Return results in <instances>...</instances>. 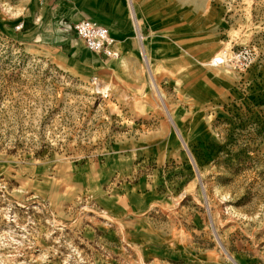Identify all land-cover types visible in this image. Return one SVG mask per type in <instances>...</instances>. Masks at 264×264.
Returning <instances> with one entry per match:
<instances>
[{
  "label": "rangeland",
  "instance_id": "1",
  "mask_svg": "<svg viewBox=\"0 0 264 264\" xmlns=\"http://www.w3.org/2000/svg\"><path fill=\"white\" fill-rule=\"evenodd\" d=\"M51 13L0 0V264H264V0Z\"/></svg>",
  "mask_w": 264,
  "mask_h": 264
},
{
  "label": "crops",
  "instance_id": "2",
  "mask_svg": "<svg viewBox=\"0 0 264 264\" xmlns=\"http://www.w3.org/2000/svg\"><path fill=\"white\" fill-rule=\"evenodd\" d=\"M129 1L130 0H47V5L52 9L49 20L51 23H61L64 21L74 23L80 19L89 18L111 28L118 34H122L123 36H121L120 39L127 38L128 36L125 35L126 30L120 31L118 25L122 23L123 18L127 15V5ZM124 24L126 26V23Z\"/></svg>",
  "mask_w": 264,
  "mask_h": 264
},
{
  "label": "built area",
  "instance_id": "3",
  "mask_svg": "<svg viewBox=\"0 0 264 264\" xmlns=\"http://www.w3.org/2000/svg\"><path fill=\"white\" fill-rule=\"evenodd\" d=\"M73 30L74 34L92 51L112 58L119 56L117 40L109 28L98 21L89 18L80 19L73 25ZM216 63H227V60H217Z\"/></svg>",
  "mask_w": 264,
  "mask_h": 264
},
{
  "label": "bare ground",
  "instance_id": "4",
  "mask_svg": "<svg viewBox=\"0 0 264 264\" xmlns=\"http://www.w3.org/2000/svg\"><path fill=\"white\" fill-rule=\"evenodd\" d=\"M14 14L16 15L17 14V12H14ZM85 43V42H84ZM227 56H226V54L225 53H223V54H221L220 56H218V57H215L214 58V60L217 62V60H225V58H226ZM109 84L108 83H105V82H97V89L99 90V91H101L102 93H107V91L109 90Z\"/></svg>",
  "mask_w": 264,
  "mask_h": 264
}]
</instances>
